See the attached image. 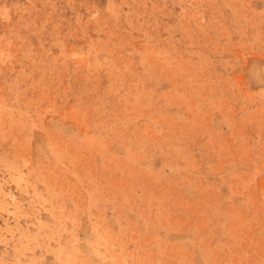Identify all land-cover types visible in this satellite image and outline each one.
Returning a JSON list of instances; mask_svg holds the SVG:
<instances>
[{
    "label": "rangeland",
    "instance_id": "374dc122",
    "mask_svg": "<svg viewBox=\"0 0 264 264\" xmlns=\"http://www.w3.org/2000/svg\"><path fill=\"white\" fill-rule=\"evenodd\" d=\"M0 264H264V0H0Z\"/></svg>",
    "mask_w": 264,
    "mask_h": 264
}]
</instances>
